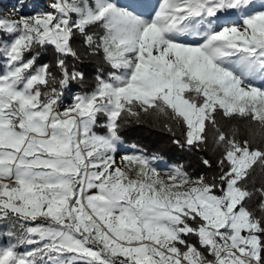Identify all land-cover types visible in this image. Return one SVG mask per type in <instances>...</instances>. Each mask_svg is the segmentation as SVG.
Wrapping results in <instances>:
<instances>
[{
	"label": "snow or ice",
	"instance_id": "obj_1",
	"mask_svg": "<svg viewBox=\"0 0 264 264\" xmlns=\"http://www.w3.org/2000/svg\"><path fill=\"white\" fill-rule=\"evenodd\" d=\"M49 9L0 17V220L20 228L0 246V264H264V188L262 215L246 207L264 147L217 121L264 129V0H160L147 14L117 0ZM77 33L112 71L61 108L63 90L83 80L64 59L76 55ZM48 46L59 78L37 66L34 49ZM152 111L183 125L190 148L206 144L211 127L219 174L193 178L175 166L164 180L138 154L118 165L123 117ZM25 244L34 247L20 252Z\"/></svg>",
	"mask_w": 264,
	"mask_h": 264
},
{
	"label": "trees",
	"instance_id": "obj_2",
	"mask_svg": "<svg viewBox=\"0 0 264 264\" xmlns=\"http://www.w3.org/2000/svg\"><path fill=\"white\" fill-rule=\"evenodd\" d=\"M127 0L117 3L122 7L133 8L138 14L152 13L158 6L160 0H139L138 4L128 5ZM258 2V0H257ZM142 3V4H141ZM131 6V7H130ZM89 35H99L100 29L90 28ZM191 42L192 37L186 38ZM3 34H0V43H3ZM72 48L75 56L64 57L68 70L83 73V80H73L67 88L63 90L62 102L66 106L71 101V96L91 92L96 85V77L107 76L112 71L110 66L105 63L102 52H94L85 43L84 36L77 33L72 40ZM39 53L37 57V66L48 64L50 70L59 78V72L56 69L57 54L51 46L35 48L33 54ZM1 63V60H0ZM218 124L227 135H234L237 140H249L254 146L264 147V129L249 119L234 118L225 119L217 116ZM106 122V118L101 116L98 126L94 129L98 134H103L106 129L100 125ZM171 129V130H169ZM121 140L117 146L115 157L123 155H144L148 157L153 167L157 171L172 169L175 166H182L193 178L205 176L211 180L212 177L219 174L218 160L221 158L223 149L217 147L215 143L216 133L209 127L207 129V143L199 149L190 148L185 143L184 127L178 122L170 119L168 116L160 115L155 111L148 114L141 113L138 117L125 116L122 119L119 129ZM175 141H179L176 143ZM208 160L210 167L203 161ZM247 188L252 193L250 199L246 202V207L253 211L257 217L262 213L259 209L261 202V193L259 189L264 188V169L255 166L251 177L247 182ZM19 225L10 220H0V246H6L9 242H15L8 236L9 232L18 233ZM189 241L196 243V238L188 237ZM30 245H21L20 252H25Z\"/></svg>",
	"mask_w": 264,
	"mask_h": 264
},
{
	"label": "rangeland",
	"instance_id": "obj_3",
	"mask_svg": "<svg viewBox=\"0 0 264 264\" xmlns=\"http://www.w3.org/2000/svg\"><path fill=\"white\" fill-rule=\"evenodd\" d=\"M119 1L122 2V0ZM138 1L139 0H127L126 2L128 5L130 4L136 5L138 4ZM145 1L146 0H144L143 3ZM52 2L53 0H0V17L13 19V20L19 19L20 15L34 14V11L42 12V11L50 10L49 5ZM7 39L8 37L5 34H3V40L6 41ZM3 63L4 62L1 60L0 68H3ZM256 83H259V81H257ZM74 96L75 95L71 96L70 103H68L66 106H63V103H61L60 107L65 108L69 106L72 103ZM132 154L134 153L132 152ZM115 160L119 165L121 162V157H115ZM33 247H34L33 245H30V248L27 251L31 250Z\"/></svg>",
	"mask_w": 264,
	"mask_h": 264
},
{
	"label": "built area",
	"instance_id": "obj_4",
	"mask_svg": "<svg viewBox=\"0 0 264 264\" xmlns=\"http://www.w3.org/2000/svg\"><path fill=\"white\" fill-rule=\"evenodd\" d=\"M170 170H162V171H160L159 173H160V178L161 179H164V180H167L168 179V177H167V175H165V173H167V172H169Z\"/></svg>",
	"mask_w": 264,
	"mask_h": 264
}]
</instances>
